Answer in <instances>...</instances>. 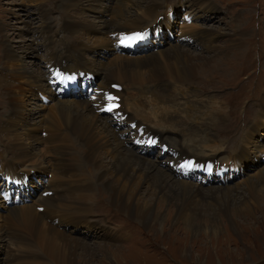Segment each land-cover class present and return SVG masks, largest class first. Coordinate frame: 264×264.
<instances>
[{"label":"bare ground","instance_id":"obj_1","mask_svg":"<svg viewBox=\"0 0 264 264\" xmlns=\"http://www.w3.org/2000/svg\"><path fill=\"white\" fill-rule=\"evenodd\" d=\"M163 1L124 0L117 3L114 14L110 15L111 20L108 23L100 20L101 24L98 28L81 23L67 24L59 29L57 36L51 38L50 41L48 39L51 36L46 37L50 45L53 46L54 43H57V46L51 50V54L47 57L45 73L39 76L27 72H23L20 76L19 72L22 70L13 67L14 55L9 50L4 51L0 64V96H2V104L4 103V115L0 117V133L8 144L7 152L9 153H6L9 154L8 157L10 156V160L13 162H22L23 164L30 162L42 173L49 172L51 174L46 188L35 200L32 199L24 207L17 203L14 207L4 208L1 216L3 217L1 223L4 224H0V246L3 245L7 251L5 262L13 259L18 264H104L110 262L111 264H126L129 260L132 263L148 261L149 258L142 255L138 256L141 259L137 260L134 253H131L134 248L123 247L121 242L115 246L100 244V242L89 246L69 232V227H80L86 230L98 227L103 232L101 240H97L101 243L106 240L118 242L120 238L125 237L121 231L126 228L121 223L120 226L112 228L105 225L102 227L98 221L93 219L92 208L95 203L93 199L97 195L103 202V206L107 205L106 211H108V207L115 209L122 214V217L119 218L120 221L129 219L139 225L141 230H151L155 227L161 230L160 233H163L172 221L182 226L186 234L201 232L215 236L221 231V224L224 220L233 230L234 226L236 229L238 226L248 229L255 225L257 227L264 225V167L262 170L259 169L257 180H246L245 193L242 192L243 188L220 187V189H214L212 186H209L204 192L201 185H193L180 179L175 175L177 171H172L170 168L165 170L159 165L147 163L126 144L125 136L135 139L134 135L129 136L128 132L126 134L121 132L120 126H113L110 122L99 120L97 114L101 108L99 101L102 95L99 101L97 100L91 105H81L77 104V101L62 99L76 96V94H72L71 90L67 88V95H63L60 88L61 71L66 72L68 84L73 78L72 70L68 64L88 71L71 55H80L88 48L97 45L109 47L115 59H113L110 71L108 70L109 72L102 77L105 80L104 85L99 87L101 91L110 88L114 92L109 96L114 99H108L110 101L108 104L112 106V109L111 111L106 110V112L112 113L121 124H133L138 129L158 134L161 143L164 144H166L167 138H171L168 135H176L177 139L173 138L172 141L173 148L179 151L180 155L177 160L180 164L187 157L193 160L215 159L211 155L204 157L206 152L203 149L208 148V143H210L207 142L206 135L210 141L215 140L217 135H214L215 132H212V128L205 127V130H202L200 118L204 116L197 115L200 113L198 110L200 103L194 106L190 100L192 97L188 98L186 94L194 90L193 86L197 81H201L198 78L208 80L213 76L215 70L223 69V66L227 65L228 68L225 69L229 71V67L234 66L237 61L236 55L239 56V54L231 52V49L239 50L242 47L239 43L241 31H237V25L233 26V40L230 45L227 41L223 42L226 45L223 47L225 48L224 53L217 51L216 54H207L215 48L213 44L217 38L225 37V34L203 28V30H208L211 36L203 30L192 28L198 21L197 16L185 7L186 12L183 13L186 16L188 13L193 15V21L191 24L183 25L177 29L178 43L173 45V41L169 40L171 46L169 51H159L140 57L141 59L126 56L127 53H122V55L117 48H121L119 44L123 42V37L135 32V29L144 30L141 29L143 24H148L155 13L158 12L159 17L153 24H156L159 18L160 27L163 28L164 23L173 27L175 21H173V17L177 11H174L172 7H167L164 9V14L161 15L159 10L162 9ZM190 1H187V4L196 7L197 12L202 10L205 15L210 11L207 9H210L211 6L205 0H193L191 3ZM183 8H181L182 11ZM153 24L147 28L152 32H158L159 27H153ZM151 26L152 28H150ZM198 27L200 26L198 25ZM49 30L50 25L44 23L39 32L46 35L51 31ZM90 31L96 34H90ZM66 35L72 37V42L62 41ZM112 35L119 38L118 43H114ZM80 37L82 40L86 39L84 41L89 45L78 42ZM183 40L187 41L182 42ZM184 44L189 48H182ZM193 44L196 45L190 48ZM238 46L241 47L238 48ZM230 57L233 58L229 61ZM19 64H21L20 61ZM47 65L51 69L54 66L50 77L47 76ZM2 73L9 75L11 81L18 80L24 84H33L37 88L36 90L42 94L43 102L52 104L47 110L48 113L44 117L39 115L32 120L26 119L24 114L20 116L18 102L23 90L14 83L8 82L9 80L7 81ZM232 74L235 75L234 72ZM119 84L130 91V93H125V99L119 97L126 91ZM147 85L149 86L146 87ZM34 90L33 92L29 90L25 102H30L38 96ZM52 91L57 96H53ZM106 95L108 96L109 92ZM146 102L148 105L143 110L142 106L147 104ZM126 103H130L134 107L135 115L131 113L132 110L131 112L124 110L122 105H129ZM151 111L155 113L156 118L151 117ZM162 111L164 112L162 113ZM12 116H15L16 121H11ZM19 121L24 124H19ZM166 124L174 126L172 129L162 128ZM216 124L214 123V125ZM178 127L183 128L182 132ZM188 128L201 136L198 141L193 142L185 138ZM40 129H44L46 132L41 133V137L38 134ZM39 147H42L43 150L45 147V152ZM213 147L215 148V146ZM209 148L211 147L209 146ZM235 152H229L222 158L223 163L235 162L239 166L246 164L244 156L235 154ZM166 160L172 159L167 158ZM257 160L264 162V157ZM70 161L72 163L67 164ZM209 161L216 164V159ZM206 170L209 168L206 167ZM33 172L29 170L17 171L11 165H0V179L11 185H26L27 181L19 176ZM10 173L11 176L8 177L7 175ZM86 173H88L87 177ZM190 174L192 175V172ZM210 174L212 176L215 173L211 172ZM83 179L87 185L86 187L84 184V188H82ZM93 183H96V186ZM46 191L52 192L53 195L43 197L42 193ZM1 197H9L6 190L0 191ZM13 198V200H17L19 196L15 195ZM110 208L109 210H111ZM204 208L206 209L203 210ZM108 213L110 215V212ZM124 239L120 241L123 242ZM15 252H17L16 255Z\"/></svg>","mask_w":264,"mask_h":264},{"label":"rangeland","instance_id":"obj_2","mask_svg":"<svg viewBox=\"0 0 264 264\" xmlns=\"http://www.w3.org/2000/svg\"><path fill=\"white\" fill-rule=\"evenodd\" d=\"M122 1L124 0H119V2L118 0H0V64L2 63L1 57L3 56L4 51L9 50L14 55V59H12L13 67L17 70H22L19 72L20 76H22L23 72H27L34 76H39L40 74L45 73V62L48 60L47 57L51 54V50L57 46V43H54L53 46L52 44L50 45L46 37L51 36L50 39H48L50 41L51 38L57 36L58 30L65 27L67 24L81 23L98 28L102 21L108 23V21L111 20V16L114 14V9L116 10L117 3H121ZM187 1L189 2L190 0H182V2H180V0L163 1V5L161 6L162 9L159 10L161 15L164 14V9L167 7H172L174 8V11H177V19L174 21L173 25V27H176L171 29V37L169 39L167 36H164L159 40H152L148 45L142 47L143 50H140L135 54L125 55H129L131 58L136 57L141 59L140 57L157 53L159 51H169L171 49L169 40L175 38L172 42L173 45L178 43L176 32L178 31L177 29L180 28L178 17H181L184 12L181 10L182 7H184V9L186 7L188 11L194 12L197 16V23H195L194 26L192 25L193 27H190L199 30L208 28L215 33L225 34V37L217 38V41L213 44L215 48L207 54H216L217 51L224 53L225 48L223 47H226V45L223 44V42L227 41L230 45V42L233 40V26H238L237 31H241V34L239 35L241 41L239 43L242 47L238 46V48L241 47L239 50L231 49V52H237L239 54V56L236 55L237 61L234 66H230L229 71L225 69L226 67L228 68L227 65L223 66V69H217L219 71L215 70L213 76L208 80L198 78L199 80L201 79V81H197L193 86L194 90L189 92L190 94H186V97H192L190 100H192L194 106H196L197 103H200L199 109L197 108L200 113L197 115L204 116L200 118V121H202L201 125L203 126L202 130H205V127L212 128V132H215L214 135H217L215 140L212 141H210L208 135H206V140L207 142H210L208 145L211 148L208 146V148L203 149L204 152H206L204 157H208V155L215 157L216 164L209 161L215 159L209 158L207 159L208 161L206 158L202 160H193L189 157L183 160L180 164L177 160L180 155L179 151L173 148L172 141L173 138H176V135H168L171 138L166 139V145L161 143L158 134L151 131H141L133 124H121L116 120L112 113L106 112V109H108L110 105L108 104L110 103L108 98L110 95H113L114 92L110 90V88L101 91L99 87L104 85L105 80L102 77L110 71L109 69L112 67L113 59H115L113 52L109 47L106 48L103 45H97L88 48L80 55H71L72 58L75 57L74 59H76L80 65L84 66L89 72H91L93 76L85 88L86 92L62 99L66 101H77L76 103L81 105H91L97 100L99 101L100 96L102 95L101 100L99 101V106H101V108L97 114L98 118H100L99 120L110 122L113 126H120L121 132L125 134L128 132L130 134L129 136L134 135L135 139L125 136L126 144L133 148L136 155L140 158H144L147 163L159 165L165 170L170 168L172 171H177L178 174L176 173L175 175L180 179H184L193 185H201L200 187L204 188V192L209 186H212L214 189H220V187L234 189L243 188L242 192L245 193L246 180H257L260 170L264 167V162L257 160L260 157H264V0H205L211 6L210 9H207L210 11L205 13V15H203L202 10H198L197 12L196 7L187 4ZM191 1L193 2V0ZM157 17H159L158 12L148 21V24H143V28L141 29L149 27L154 23ZM158 19L156 26L158 25ZM239 20L243 22L241 23ZM44 23L49 24L51 30H49L50 32L46 35L39 32L42 30ZM198 25L201 28L198 27ZM137 30L140 29H135L134 31ZM203 31L210 34L208 30L204 29ZM89 33L96 34L91 31ZM111 37L112 39L114 38V43H118V41L116 42V36L113 37L112 35ZM71 38L70 35H66L62 41L72 42ZM84 40L86 41V39ZM84 40L80 37L78 42L83 43L84 45H89ZM180 43L182 42L180 41ZM195 45L196 44L191 45L190 48ZM185 46L186 45L184 44L182 48H189L188 46ZM71 48L74 49L73 46H71ZM232 58L233 57H230L229 61L232 60ZM19 61L21 64H19ZM233 72L235 75L232 74ZM2 76H5V79L7 81L9 80L8 82L14 83L23 90L18 102V107L20 109V111L18 109V114L20 116L24 114L26 119L29 118V120H32L36 116L41 115V117H44L45 114L48 113L47 110L52 104L49 102L47 104L43 102L42 94L36 90L37 88L34 87L33 84H24V82L18 80L11 81L10 76L5 75V73H2ZM92 81L95 84L96 89L90 91L89 85ZM205 81L206 83H204ZM21 82L22 84H20ZM124 83L127 84L126 81H124ZM120 86L124 88L123 85ZM148 86L149 85L146 87ZM124 89L126 91L124 90L125 92L119 95L121 99H125L124 95L128 92L130 93L127 88ZM29 90L31 92H33V90L36 91L38 96L34 97L30 102H25ZM107 92H109L108 96L106 95ZM52 94L53 96H57L53 91ZM126 104L129 105H122L124 106V110L130 112L132 110L133 112L131 113L135 115L134 107L130 105V103ZM147 105L148 103L144 104L142 109L145 110L144 107ZM163 112L164 111H162V113ZM3 115L4 103L2 104V96H0V117H3ZM150 115L153 118L157 117L152 111ZM12 118L11 121H16L14 119L15 116H12ZM213 122L217 124L214 125ZM19 124L23 125L24 123L19 121ZM166 125L162 128L172 129L174 126L173 124ZM149 127L153 128L151 125H149ZM156 128L161 129L158 127ZM180 128L179 130L182 132L183 128ZM38 132L40 137L41 133H46L44 132V129H40ZM141 135H143L147 141L153 139L160 141L163 148H160V146H156L155 148L145 145H142L141 147L135 146V140L140 141L142 138ZM200 137L199 134L194 133L189 130V128L185 136V138L193 142L198 141ZM7 145L8 144L0 133V165H11L17 169V171L29 170L34 172L32 174L27 173L19 176V178L24 181L29 179L28 185H19L18 187H15L14 185L0 179V191L6 190L9 194L8 198H0V224H4L1 223V218H3L1 216L3 215L4 208L14 207L17 203H19V206L21 207L29 204L32 199L35 200L39 194H41L42 190L46 188L48 181L51 179V174H49V172L42 173L30 162L23 164L22 162L16 163L11 161L10 156L8 157L9 154H7L9 153L7 152ZM213 146H215V148ZM39 148L43 150L42 147ZM43 148V152H45V147ZM229 152H235V154L244 156L246 164L239 166L235 162L223 163L222 158H224ZM167 158H171L172 160H166ZM71 163L72 162L70 161L67 164ZM204 164L207 168L212 170H218V168H220L224 173L227 171L229 177H225L232 180L227 183L211 184L207 186L199 184L196 179V173L199 172L204 174L208 172L204 169ZM223 164L226 165L224 166ZM175 166L178 170L175 169ZM191 172L192 175L190 174ZM214 173L215 174L212 176L217 175L216 172ZM7 176H11V173ZM45 176L47 177L45 178ZM85 176L87 177L88 173H86ZM84 184L85 182L83 179L82 188H84ZM93 184L96 186V183ZM232 194H234V191H232ZM15 195L19 196L17 200H13ZM52 195L53 194L50 191L42 193L43 197ZM98 197L99 195L93 199L95 202L94 207L92 208L93 219L96 222L98 221L99 225L102 227L105 225L112 228L114 226H120L121 223V225L126 228L121 231L125 234V237L120 238L118 242L106 240L101 243V241L97 240H101L100 237H102L103 232L98 227L93 230H86L80 227H69V232L81 240V242L88 244L89 246L97 242H100V244L115 246L121 242L123 247L134 248L131 253H134V257L137 260L141 259L139 258L140 255L149 258L148 261L145 260L136 263H132V261L129 260L126 264H264V225H261L260 227L255 225L253 228L248 229H243L239 226L236 229L234 226L233 230L225 220H222L221 231L215 236L203 234L201 232H198L197 234H186L184 233L185 231L182 226L172 221H170L169 226L165 228L163 233H160L161 230L155 227L151 230H141L139 225L129 219L120 221L119 218L122 217V214L115 211V209L108 207V211H106L107 205L104 207L103 202L100 197ZM24 201H26V203H24ZM99 201H101V204H99ZM109 208L111 210H109ZM205 209L206 208L203 210ZM108 212H110V215ZM105 238H107V236H105ZM123 238H125V241H120ZM6 252V249L1 245L0 264H9L11 261L10 264H18L14 259L5 262L4 258ZM16 254L17 252H15V255ZM104 264H111V262Z\"/></svg>","mask_w":264,"mask_h":264},{"label":"snow or ice","instance_id":"obj_3","mask_svg":"<svg viewBox=\"0 0 264 264\" xmlns=\"http://www.w3.org/2000/svg\"><path fill=\"white\" fill-rule=\"evenodd\" d=\"M130 39H131V38H130ZM108 99H109V100H112V99H114V98H112V97H109ZM111 109H112V106L110 105V106H109V108H108V109H106V110H108V111H111Z\"/></svg>","mask_w":264,"mask_h":264}]
</instances>
